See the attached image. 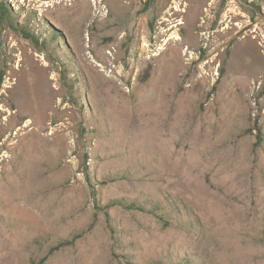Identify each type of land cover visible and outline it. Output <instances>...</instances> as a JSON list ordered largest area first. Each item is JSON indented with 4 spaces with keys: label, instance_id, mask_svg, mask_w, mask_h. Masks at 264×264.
I'll return each mask as SVG.
<instances>
[{
    "label": "rangeland",
    "instance_id": "1",
    "mask_svg": "<svg viewBox=\"0 0 264 264\" xmlns=\"http://www.w3.org/2000/svg\"><path fill=\"white\" fill-rule=\"evenodd\" d=\"M88 2L0 0V264H264V0Z\"/></svg>",
    "mask_w": 264,
    "mask_h": 264
},
{
    "label": "bare ground",
    "instance_id": "2",
    "mask_svg": "<svg viewBox=\"0 0 264 264\" xmlns=\"http://www.w3.org/2000/svg\"><path fill=\"white\" fill-rule=\"evenodd\" d=\"M89 1V0H88ZM87 0H86V7L85 8H87V10H88V8H89V2H88ZM84 5V4H83ZM85 10V9H84ZM83 10V11H84ZM83 14V13H82ZM87 14H89V13H87ZM84 15V14H83ZM224 18H225V16H224ZM206 22L205 21H203L202 22V25H204ZM20 66V65H19ZM17 83V82H16ZM27 124H29V123H27ZM26 124V125H27ZM26 127V126H25ZM16 135H18V133H15ZM2 146H4V143L3 144H1ZM23 163V162H22ZM19 173V172H18Z\"/></svg>",
    "mask_w": 264,
    "mask_h": 264
}]
</instances>
